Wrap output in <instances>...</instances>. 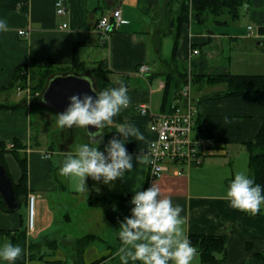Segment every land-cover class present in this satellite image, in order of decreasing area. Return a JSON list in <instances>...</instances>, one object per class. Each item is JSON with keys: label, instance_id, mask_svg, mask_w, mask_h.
Listing matches in <instances>:
<instances>
[{"label": "crops", "instance_id": "obj_1", "mask_svg": "<svg viewBox=\"0 0 264 264\" xmlns=\"http://www.w3.org/2000/svg\"><path fill=\"white\" fill-rule=\"evenodd\" d=\"M64 1L66 12L59 15L55 11V0H0V19H5L8 24V31L0 32V87L9 84L15 67L28 63L31 54L36 59L52 60L59 66H67L72 61L76 45L79 61L89 69L95 68L99 61H106L112 86L102 91L118 88L120 82H123L131 103L113 117V123L107 133L104 132L101 141L108 142L114 136L122 138V134L116 131L119 125L134 126L143 134L144 139L130 137L125 142L128 153L133 157V171L126 172L124 179L117 178L115 183L104 184L91 178L86 185L103 193L132 195L135 191L145 189L147 177V167H139L135 158L141 152H146L149 140L154 137L148 127V117L138 112L137 105L147 104L153 111H169L179 95L181 86L177 87V80L181 83L189 80L190 96L197 108V122L214 140L215 146L198 165H172L156 184L161 188L162 197L170 198L173 206H182L180 215L187 218L184 225L187 235H213L226 239L225 250L215 254L217 261L203 262L198 252L192 264H264V205L253 216L230 207L229 201L224 198L236 174L232 162L235 158L231 157L235 156L236 151L245 158L239 171L249 173V150L245 142L253 140L264 122V96L226 95L228 89L225 82L206 80V77L218 74H264V0H247L239 8L236 18H231L228 14H207L203 20L196 22L190 18L181 29L175 54H172V33L166 31L168 34L165 32L159 36L160 27H157V24L163 27L168 24L166 11L161 8L160 11L151 13L157 0ZM114 7H120L123 22L104 38L95 26L99 17L109 13ZM63 23H66L65 27ZM193 23L203 28L198 27L193 31ZM250 24L261 36L250 34L247 28ZM23 28L29 30L27 35L18 32ZM165 37L172 39L169 55L162 54ZM193 49H198L199 52L194 53ZM141 63H146L150 68L142 75L136 71ZM180 72H183V77ZM167 74H170L168 86ZM17 86L19 85L13 87L17 97L14 101L9 99L11 94L7 89L0 90V103L6 105L0 107V139L6 145L15 138L25 144V147L16 149V153L27 158L26 192L19 196L25 208L22 211H10L0 204V247L6 243L20 246L23 256L19 260L20 264H65L68 262V255L62 248L56 247L55 239L45 236L46 242L55 241V244L50 241L48 244L55 245L56 249L50 247L43 253L42 248L34 243L57 218L59 210L56 211L53 207L54 200H63L66 193H73L77 197L69 178L64 177L68 182L66 185H63L64 181L59 177L54 176L53 179L51 172L56 166L50 160L56 155L54 162H58V167L62 166L66 155L75 152L76 149L71 148L75 141L69 135L62 136L61 128L57 125L52 128L54 124L50 121L51 113L58 112L57 110L43 104L38 96L35 98L30 93L27 94L21 85L23 89L18 94ZM3 99H8V102L1 101ZM44 106L49 109L46 110ZM32 112H37L35 118L38 128L35 134L31 130ZM225 117L231 122L225 123ZM16 125L18 128H15ZM85 143L90 144L89 138ZM8 151H11L17 164L18 170L15 169L16 166L13 168L15 175L10 173L7 165ZM8 151L5 152L4 163L11 180L16 183L21 176V169L15 153L11 149ZM102 152L107 154L105 148ZM176 167L183 171L180 174L173 173ZM215 169L217 172L221 169V173L216 172L217 179L214 178ZM137 183L140 187L134 191ZM29 193L35 194V223L32 230H28L26 226ZM85 194L80 199L89 206V193ZM85 210V218L81 221L78 234L64 235L66 241L72 242V246L65 245L70 248L72 264H87L104 255V248L92 241L85 246L82 256H77L76 239L79 236L87 233L99 235L89 230L93 208L89 206ZM59 213L65 214L66 221L71 219L67 211ZM21 230H25L27 242L29 240L34 245L32 250L38 249L39 252L32 253L29 248L28 253H24ZM100 240L105 239L100 236ZM113 241V244L117 242L116 235ZM93 249L99 254L89 257L88 252ZM108 259L97 264H107ZM0 264L8 262L0 258ZM169 264L173 262L169 261Z\"/></svg>", "mask_w": 264, "mask_h": 264}, {"label": "clouds", "instance_id": "obj_2", "mask_svg": "<svg viewBox=\"0 0 264 264\" xmlns=\"http://www.w3.org/2000/svg\"><path fill=\"white\" fill-rule=\"evenodd\" d=\"M6 31L7 21L0 19V32ZM86 81L91 92L96 95H71L66 110L57 114V125L61 129L75 126L88 130L90 125L96 129L88 130L90 144H82L74 153H68L59 169L61 176L69 178L75 192L88 195L87 177L111 184L117 178L124 179L126 172L133 171V157L128 153L125 142L130 137L143 140L144 136L132 125H119L116 131L122 134V138L114 136L108 141L105 145L106 155L98 147L91 146L100 144L104 129L112 125L114 116L130 106L131 99L123 82H120L118 88L97 92L91 81ZM41 101L48 102L44 97ZM230 122L225 117V123ZM135 159L143 169L155 165L148 152H141ZM158 171L154 168V172ZM139 187L137 183L133 190ZM224 198L229 201L230 207L253 216L264 205L261 186L255 183L254 177L243 171L236 172ZM130 203L134 205L131 216L125 217L119 225L118 235L122 246L118 254L121 264H129L130 261L132 264L137 261L142 264H169V261L173 264H192L198 251L185 231L187 218L180 215L182 206H173L170 198L162 197L161 188L154 182L146 190L135 191ZM21 255L22 249L18 245L6 243L0 247V258L8 264H14Z\"/></svg>", "mask_w": 264, "mask_h": 264}, {"label": "trees", "instance_id": "obj_3", "mask_svg": "<svg viewBox=\"0 0 264 264\" xmlns=\"http://www.w3.org/2000/svg\"><path fill=\"white\" fill-rule=\"evenodd\" d=\"M247 0H168L167 3L178 2L177 10L172 11L168 16L170 18L168 24L164 27H168L167 30L162 25H159L160 33L159 36L164 35L166 31H170L173 35V49L172 54H175L178 39L180 36L181 29L184 24L192 18L195 22L203 20L204 16L210 14L212 16H219L221 14H228L231 18H236L239 15V8ZM163 32V33H162ZM167 33V32H166ZM168 34V33H167ZM160 38V37H158ZM72 61L67 66H59L52 60H39L36 59L34 55L31 54L29 62L25 64H19L15 67L13 78L8 85L0 87V90H6L7 88H13L15 85L25 86L27 79L35 80V85L33 89H38L39 93L42 92L45 87L48 79L56 73H66L74 72L77 74H84L90 72L89 75L92 80L95 88L100 92L103 89L109 88L112 86L109 69L107 67L106 61L102 60L96 64V67L89 69L88 66L79 61L76 54V45H74L72 52ZM180 75L183 77V72H180ZM29 77V78H28ZM170 79V74L166 75V85ZM206 80L210 82H225L227 86L226 95L231 96H253L261 95L264 96V74H218L214 76L206 77ZM28 82V81H27ZM180 80H177V87L181 86ZM165 85V86H166ZM168 86V85H167ZM33 91V90H32ZM166 91V89H165ZM166 95V92H165ZM166 96H164L165 98ZM41 100V98L39 97ZM6 106L5 104L0 103V107ZM110 128V126L104 129V132ZM109 141V140H108ZM13 147L7 148L6 142L0 139V161L4 163V155L8 150H12L15 153V157L18 161L19 167L21 169V176L18 179V182H13V187L17 199L20 202L19 196L22 193L26 192V183H27V158L16 153V149L25 147V144L19 139H12ZM106 143H108L106 141ZM105 143L102 144L101 150L105 148ZM247 149L249 150L248 157V175L254 177L255 183L259 184L262 188V194H264V122L258 129L253 140L245 142ZM8 172V170H7ZM9 174V173H8ZM10 176V175H9ZM89 179V180H88ZM91 177L86 178V182L90 181ZM88 180V181H87ZM89 189L88 203L91 208H98L101 210L106 223L108 226L114 229H120V222L124 220L125 217L131 216V208L134 207L130 203L131 195H118L113 193H103L95 189L93 186L87 184ZM0 204L4 207L2 198L0 195ZM21 206V202H20ZM20 208V207H19ZM20 234H24L25 230H21ZM119 234V233H118ZM117 236L116 246H111V250L115 253L119 249L120 244L122 243ZM191 244L197 248V251L200 254V258L203 262H215L217 257L215 254L217 252H223L225 250V237L222 236H213V235H201V234H189L188 235ZM100 239V236L94 233H87L79 236L77 240V256H82L83 250L86 245L90 242ZM50 241V240H48ZM47 241V243H48ZM54 243L55 241H50ZM49 245H52L50 244ZM33 245V244H32ZM36 246L37 243L35 242ZM81 246V248H79ZM52 249H55V245L50 246ZM79 248V250H78ZM111 255V254H110ZM23 256H20L14 264H20L19 260ZM107 256H102L99 259L93 260L88 264H97L99 261H102ZM60 263V262H59ZM142 262L137 261L135 264H141ZM62 264V262L60 263Z\"/></svg>", "mask_w": 264, "mask_h": 264}, {"label": "built area", "instance_id": "obj_4", "mask_svg": "<svg viewBox=\"0 0 264 264\" xmlns=\"http://www.w3.org/2000/svg\"><path fill=\"white\" fill-rule=\"evenodd\" d=\"M64 0H55V11L61 15L66 12ZM123 22L120 7H114L109 13L99 17L96 23V30L101 36L107 38L108 34L116 29ZM63 27L66 23L62 24ZM264 28V24L262 25ZM250 34L254 33L256 37L261 36L253 25L247 26ZM18 32L23 35L29 33L28 29H19ZM198 53V49L192 50ZM146 63H141L137 67L138 74H145L149 71ZM17 93L20 94L21 86H17ZM29 91V87H25ZM191 83L185 80L182 83L177 100L171 106L169 111H153L147 104L137 105L139 113L148 117V127L154 133L147 145L146 152L155 161V165L147 166V177L145 189L149 188L173 165H198L203 162L207 154L214 148V140L201 129L196 114L197 108L190 96ZM7 148L13 147V143H8ZM154 168L159 169L154 172ZM183 170L179 167L173 169V173L180 174ZM134 194L131 195L132 198ZM35 223V194L29 193L27 199V219L26 226L28 230L34 228ZM48 264H60L50 262Z\"/></svg>", "mask_w": 264, "mask_h": 264}, {"label": "rangeland", "instance_id": "obj_5", "mask_svg": "<svg viewBox=\"0 0 264 264\" xmlns=\"http://www.w3.org/2000/svg\"><path fill=\"white\" fill-rule=\"evenodd\" d=\"M167 1L168 0H157L155 2V4L153 5L154 8H152L151 13L154 14V13H156V11L158 12L162 8L163 11L164 10L166 11V14L168 16V13H170V9L171 10L172 9L177 10L178 2L167 3L168 5H166ZM174 10H172V11H174ZM163 11H162V14H163ZM168 19L170 20V18H168ZM195 24L193 23V26H192L193 27V31H196L198 29V27L199 28H203L201 25H199V24L195 25ZM158 26L159 25L157 24V27ZM171 46H172L171 37H165L163 39L162 54L163 55H169ZM27 81H26V85L23 86L24 88L26 86L29 87V91H26V93L27 94L30 93V96H32V97L35 96V98H37L36 96H38V98H39L40 95H41V92L39 93L38 89H33L34 85L36 83L35 80H31L29 78V79H27ZM7 90H8L7 92L11 94V98H9V99L12 100V101L17 100L14 88H7ZM1 101L8 102V99H3ZM44 107H46V106H44ZM48 109L46 107V110H48ZM35 114H37V112L36 113H34V112L30 113L31 130H32L33 134H35L37 132V128H38V125L36 124V118H35L36 115ZM57 114H59V113L56 112V111H53V113H51L52 119L50 118V121L54 124L52 126V128H55L56 127L55 125H57V122H56ZM21 127H23V126H21ZM46 127H49V125H47ZM15 128H18L17 125H16ZM61 135L62 136L69 135L71 140H72V138H74L75 143L71 146L72 149L73 148L76 149L78 146H80L82 144H86L85 141L87 142L88 138H89L88 135L86 134L84 128H78V127H75V126H73L72 128H63V129H61ZM103 143H105L107 145L106 141H101L99 145H96L99 148V150H101L100 148L103 147L102 146ZM101 151H103V149ZM21 154H23V153H21ZM241 154L242 153H240V152L238 153V151H236L235 152V156H231V157L235 158V160H233L232 162H233V165L235 166L236 172H239V167L241 165L243 166V162H245V158H243V154L242 155ZM6 157H8L7 165L9 167V171H10V173H12V175H15V172H13V168H15V166H16L15 169L18 170V168H17L16 161H15V159L12 156L11 151H8L6 153ZM55 158H56V155H53L50 158V160L53 163V165L56 166L55 168H53V170L51 172V174L53 175V179H54V176H56L57 178L59 177L60 180L62 179L64 181L63 185H66V184H68L67 180L64 178V176H61L60 173H59V169L62 166L60 165V167H58L59 166L57 164L58 162L57 163H56V161L54 162ZM213 172H214V174H216L214 176V178L217 179V177H218L217 173H221V169L218 172H217V169H215V170H213ZM244 172L247 173V171H245V170H244ZM115 182L116 181H114V183ZM111 187H113V186H111ZM82 195L83 194L77 193V197H76L73 193H66L62 197L63 200L58 201V200L55 199L52 205H53V207L56 208V211L59 210V211H61V213L67 211V213H69V215L71 216V219L66 221L65 220V214L64 215H60V213L58 211V215L56 216L57 218H56V220H54L53 224H51L50 227L45 230L43 236L39 237V239L36 240L37 247L42 248V253H43L44 251H46V250H48L50 248V245L45 240V236H47L48 239H55L56 242H57V246L56 247L57 248H62V250L64 252L66 251V253L68 255V262H66L65 264H72V262L70 261V255H69L70 248L65 246V245H71L72 242L66 241L65 238H64V235L66 234L67 236H74V235L78 234V230H79L80 226H82L81 225V221H84V218H85L84 217V213H85V211H87L85 209L87 207H89L87 205V203L83 202L80 199V197ZM24 208H25L24 207V203H22L20 208H19V210L22 211V210H24ZM77 208H78V211L76 210ZM81 214H83V215H81ZM92 214H93L92 215V219H91L92 223L90 225L89 230H91L92 232L98 233L100 236H102L105 239L104 241H101L100 239H98V240L96 239L94 241L95 244H99L100 246H102V248H104V255L99 256V258L102 257V256H107V257H105L103 259V260H106V259L109 258L107 260V264H121L120 257H119V254H118L119 253V249L116 250L115 253H114L111 250L112 248H110V245L111 246H114V245L116 246L117 242L113 244V242H114L113 241V237H115V235H117L119 233L120 229H118V230L117 229H112L110 226H108L106 221H105V219H104V217H103V215H102V212L100 211V209L93 208ZM79 233H81V232H79ZM62 238H63V240H61ZM22 240H23V246L25 248L24 249V253H28V249L29 248H30L29 251L31 250L32 253L39 252L38 249L32 250L34 248V245H32V243L29 242V240L27 242L26 235L23 234V239ZM121 246H122V243L120 244V247ZM79 248H81V246ZM79 248H78V250H79ZM88 254H89V257H95L99 253L95 249H93L92 251H89ZM86 257H88V256H86ZM86 257L84 256V258H86ZM99 258H97V259H99ZM129 264H132V262L130 261Z\"/></svg>", "mask_w": 264, "mask_h": 264}, {"label": "water", "instance_id": "obj_6", "mask_svg": "<svg viewBox=\"0 0 264 264\" xmlns=\"http://www.w3.org/2000/svg\"><path fill=\"white\" fill-rule=\"evenodd\" d=\"M86 80L91 81L94 86L92 78L87 74H77L74 72L56 73L48 79L40 95V98L44 97L48 102H41L49 108L62 113L66 110L69 103L68 98L71 95L77 93L96 95V93L91 92L89 83ZM96 91L99 92L97 89ZM85 130L87 134L88 130L96 131L91 125L88 126V130ZM0 195L4 206L8 210L13 211L19 209L20 202L15 194L13 182L2 161H0Z\"/></svg>", "mask_w": 264, "mask_h": 264}]
</instances>
